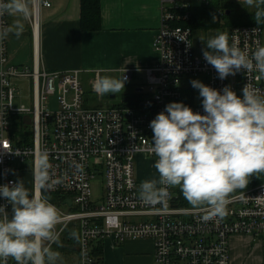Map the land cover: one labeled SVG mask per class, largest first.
<instances>
[{
    "label": "built area",
    "instance_id": "built-area-1",
    "mask_svg": "<svg viewBox=\"0 0 264 264\" xmlns=\"http://www.w3.org/2000/svg\"><path fill=\"white\" fill-rule=\"evenodd\" d=\"M195 1L200 4L191 0H161V25L153 43L158 62L148 68L146 84L136 90L142 98L135 105L88 106L80 70L41 68L38 49L33 66L13 65L9 61L7 36L1 38L0 185L15 183L14 175L31 171V163L35 195L39 191L45 198V194L57 196L47 199L58 209L59 222L54 229L58 239L71 224H76L77 232L72 234L77 236L80 264H100L97 248L108 240L115 244L151 241L154 264H233L230 239L236 235L258 238L264 249V174L253 175L245 189L230 195L223 218L204 220L208 209L185 204L178 187L169 189L166 204H145L139 197L135 159L155 157L151 153L150 122L170 102H183L194 112L204 114L190 83L193 78L204 75L205 85L221 93L225 86H230L242 96L243 87L249 84L264 95V76L255 69L249 72L241 69L234 76L219 79L215 68L196 48L195 30L189 25L194 7L220 1L219 14L223 15L225 4L243 0ZM51 6L50 0H32L35 44L37 19L40 25L42 8ZM9 25L10 13L4 12L0 15V32ZM228 38L230 45L235 44L251 57L257 47L264 46V28L235 26L228 29ZM123 74L128 82L133 72L125 70ZM21 79L32 81L30 107L15 105V81ZM97 79L99 74L92 87ZM52 98L57 100L54 108ZM15 116L29 118L32 145L19 144L11 137ZM42 154L47 155L49 165L47 189L40 187ZM98 176L103 178L99 197L93 187ZM66 200H71V205ZM5 204L11 214V205L0 197V205ZM56 241L45 243L50 247ZM2 262L5 264L3 259ZM7 264H13L11 258Z\"/></svg>",
    "mask_w": 264,
    "mask_h": 264
},
{
    "label": "clouds",
    "instance_id": "clouds-1",
    "mask_svg": "<svg viewBox=\"0 0 264 264\" xmlns=\"http://www.w3.org/2000/svg\"><path fill=\"white\" fill-rule=\"evenodd\" d=\"M255 6L256 24L264 20V0H243ZM4 12L30 15L27 0L0 3ZM255 28L253 29V31ZM19 37L23 25L16 24L0 32ZM203 57L223 80L241 69L257 70L264 76V46L257 47L249 57L235 44H229L226 33L218 32L207 40ZM127 77L102 76L93 85L98 95L122 93ZM199 90L204 114L194 112L183 102H170L150 122L151 153L156 157L158 176L139 185V197L149 205L167 203L170 188H179L194 208L205 206L204 220L227 214L230 195L247 187L253 175L264 174V95L246 84L242 96L230 86L214 89L199 80H192ZM47 155L40 158V187L47 189ZM0 197L11 205H0V259L16 264H56L59 253L45 246L58 239L54 229L59 222L55 205L42 195L30 194L24 181L0 185Z\"/></svg>",
    "mask_w": 264,
    "mask_h": 264
},
{
    "label": "crops",
    "instance_id": "crops-1",
    "mask_svg": "<svg viewBox=\"0 0 264 264\" xmlns=\"http://www.w3.org/2000/svg\"><path fill=\"white\" fill-rule=\"evenodd\" d=\"M50 2L51 7L42 8L39 35L36 36L37 46L28 16L10 14V27L23 25L22 35L17 37L12 32L6 37L11 64L33 66L35 50L38 49L41 68L49 71L80 70V79L84 83L95 74H111L120 78L125 70L133 72L128 82L137 78L144 79L146 83L148 68L158 62V53L153 49V43L161 25V0H101V28L94 31H85L80 24L82 0ZM195 43L199 51L204 50L198 42ZM93 80H88L91 87ZM19 81L32 83L28 79L17 80L15 83ZM145 83L137 84L134 91L140 90ZM113 95L110 97L115 98L116 95ZM22 105L27 106L24 103ZM24 121L28 123L29 118L25 117ZM19 174L27 188L33 173L23 171ZM230 240L233 264L262 263L264 249L261 243L256 245L255 240L242 235L233 236ZM71 246L60 249L56 264H80L78 243ZM99 246L100 264H154V245L149 240H130L124 244L108 240ZM0 264H3L2 259Z\"/></svg>",
    "mask_w": 264,
    "mask_h": 264
},
{
    "label": "rangeland",
    "instance_id": "rangeland-1",
    "mask_svg": "<svg viewBox=\"0 0 264 264\" xmlns=\"http://www.w3.org/2000/svg\"><path fill=\"white\" fill-rule=\"evenodd\" d=\"M191 2L195 5L200 4L199 2H196L195 0H191ZM27 4H28V7L30 9V15H27V16L30 19L31 24H32V20H31L33 18V14L31 12L32 11V0H27ZM255 8H256L255 6L249 7L248 5H246L244 3H234L233 10H234L235 14H240L243 12H248V11L254 10ZM214 20L216 22H218L216 27H213L211 29H196L194 31V40H195V42H198L201 49H202V47L204 49H206V43L205 42H207L208 39L214 37L218 32H223V33H226L228 35L229 24L227 23V19L223 15L216 13ZM32 29H33V24H32ZM102 76H110V77L116 78V76L111 75V74L110 75L103 74ZM102 76L99 75V78H101ZM96 77H97V75L95 74L92 76V78H89L88 80L95 79ZM88 80H86L85 83L83 82V87L86 90L85 99L87 101V105L92 106V107L95 105H106V106L109 105V106H111L113 104H115V105L120 104L123 101L124 94L133 93L137 84H144L145 83L144 79L139 80L137 78L131 82H125V88H124L123 92L114 94V95H116L115 98H111L110 96L113 94H106V95L99 96L93 90V87L90 86V84L88 83ZM192 80H199L204 84L206 82V78L204 77V75L193 78ZM15 85L17 88L15 105L20 106L21 103H24L27 106H32V104H33V98H32L33 86H32V83H29L28 81H19V82H16ZM193 89L195 90L196 95H197L196 96L197 103L202 104V98L199 96V90L195 89V88H193ZM51 106H52V108L57 106V100L55 98H52ZM28 132H29V136L32 135V127L29 126ZM155 160H156V157L150 158V156H148L147 158L145 156H138L135 159L136 175H137L140 183L144 180H149V179H152V178H155L158 176V173L156 172V169L154 168ZM29 164H30L31 171H33L32 164L31 163H29ZM14 165H17V164H14ZM14 176H15V179L17 181L21 180V175L19 173H16ZM30 176H31L30 177L31 179H29V185L27 188H29V190H30L29 192H32V194L35 195V188H34V186L32 187L33 175L31 174ZM30 181H31V186H30ZM93 187H94L95 195L96 196L98 195V197H99L103 191V178L101 176H98L96 181H94ZM74 231L77 232L76 224H71L69 229H67L63 233V235H61L60 238L54 244H52L50 246V248L53 251L59 252L60 249H62L64 246H67V245L71 246V245L77 244V241L71 242L68 238L69 233L70 232L74 233ZM254 244H256V245L260 244V240L258 238H255ZM45 246H47L46 243H45ZM47 247H49V246H47Z\"/></svg>",
    "mask_w": 264,
    "mask_h": 264
},
{
    "label": "trees",
    "instance_id": "trees-1",
    "mask_svg": "<svg viewBox=\"0 0 264 264\" xmlns=\"http://www.w3.org/2000/svg\"><path fill=\"white\" fill-rule=\"evenodd\" d=\"M220 1L214 2L210 6H197L193 9L194 18L189 24L194 30L196 29H211L216 27L218 22L214 20L215 14L219 13ZM82 17H81V26L85 31H94L101 28V0H82ZM227 6L223 16L227 19L229 28L235 26H245V25H257L253 16L257 11V8L254 10L243 12L240 14L234 13V5L225 4ZM261 8L264 9V5H261ZM228 11L230 14L228 15ZM257 26L264 28V20ZM142 98V94L134 91L133 93L124 94L123 101L117 105H135ZM19 119V120H18ZM12 129L11 134L14 140L19 144H25V146L32 145L31 135L29 136V126L25 123L23 118L18 116L12 118ZM32 194V192H30ZM47 198L55 199L56 195L45 194ZM185 204L187 201L185 200ZM69 240L71 242H76L74 240V234L69 233ZM97 253H101L100 246L97 248ZM13 264H16L14 262Z\"/></svg>",
    "mask_w": 264,
    "mask_h": 264
},
{
    "label": "bare ground",
    "instance_id": "bare-ground-1",
    "mask_svg": "<svg viewBox=\"0 0 264 264\" xmlns=\"http://www.w3.org/2000/svg\"><path fill=\"white\" fill-rule=\"evenodd\" d=\"M38 24H39V21H38V19H37V22H36V24H35V34H36L37 37H38V35H39V29H40V25H38ZM36 195H39V191L37 192Z\"/></svg>",
    "mask_w": 264,
    "mask_h": 264
},
{
    "label": "water",
    "instance_id": "water-1",
    "mask_svg": "<svg viewBox=\"0 0 264 264\" xmlns=\"http://www.w3.org/2000/svg\"><path fill=\"white\" fill-rule=\"evenodd\" d=\"M227 14L229 15V14H230V11H228ZM113 97H114V95H113ZM66 202H67L68 204L72 203L71 200H66ZM70 205H71V204H70ZM74 239L77 240V236H75Z\"/></svg>",
    "mask_w": 264,
    "mask_h": 264
}]
</instances>
